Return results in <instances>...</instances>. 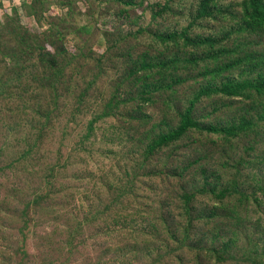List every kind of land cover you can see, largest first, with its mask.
<instances>
[{
  "label": "rangeland",
  "instance_id": "1",
  "mask_svg": "<svg viewBox=\"0 0 264 264\" xmlns=\"http://www.w3.org/2000/svg\"><path fill=\"white\" fill-rule=\"evenodd\" d=\"M239 1L242 0H224L226 5ZM199 3L200 0H0V264H110L117 262L120 244L130 256V264L138 261L148 264L147 260L152 256L162 260L166 257L168 230L176 231V237L184 240L197 236L211 244L219 238L220 242H228L231 254L242 257L244 264H264V191L258 190L264 186V122H260L262 129L257 134L234 145L226 144L220 154L209 160L213 171L222 174L220 188L225 183L238 181L245 183L251 195L246 208L248 214L228 236L220 235L215 228L200 229L195 235L186 231L193 222L189 212L196 208L195 221L199 225L207 222L211 201L209 193L202 194L205 178H190L193 189L200 195L199 201L190 206L185 204V192L189 196L192 194L184 189L189 183L187 178L176 187L174 182L171 185L146 181L147 171L135 181L140 201L146 198L141 204L135 203L134 194L124 191L134 187L132 180L125 181L126 186L114 189L113 194L117 193L121 199L112 203H100L91 197L90 191L100 189L98 178L106 173L113 177L110 169L120 167L116 154L124 151L127 145L124 143L128 140L123 136L125 142H121L115 130L113 137H109L108 147L100 142H106L108 138L104 137V132H99L97 151L94 147V154L82 152L85 155V158L82 154L80 157L84 158L83 162L72 163L73 156L81 151L78 149L80 134L94 115L105 113L115 89L117 95L123 92L132 106L134 99L148 93L129 80L130 72L137 69L148 49L158 54L154 49L163 47L157 34L181 32L191 27ZM192 27L194 39L223 33L220 22L202 21ZM28 31L33 34L29 44L37 52L53 53L66 47L70 55L79 59L76 64L79 72L69 68L70 76H74L70 89L62 91L67 99L59 106L51 107L57 117L48 123L43 136V127L38 124L45 122L38 123L40 116L35 106L25 110L15 105L19 102L15 72L27 59L23 56L26 49L19 34ZM196 49L203 51L199 46ZM198 77L203 78L202 75ZM205 83L197 85L196 78L185 73L177 95L157 98L147 103L143 112L152 118V124L162 120L164 115L174 116L179 109L191 106ZM12 89L16 93L13 102ZM84 94H88V102L80 104L79 96L82 98ZM225 103L233 105L232 108H219ZM70 110L77 115L78 122L70 123ZM129 114L125 108L116 111L120 118ZM243 114L237 101L223 97L203 98L197 105L199 120L209 127H225L229 122L239 121ZM112 125L118 129L123 127V133L129 128L113 118L98 127L107 129ZM219 138L196 132L193 135V141L197 143L192 151L194 157L204 159L206 153L214 154ZM189 143L187 140L184 145ZM104 147L106 152H101ZM121 160L123 169L128 160L126 156ZM58 165L61 169L56 183L49 180L47 169L52 170ZM168 175L179 177L176 173ZM48 182L46 188H39ZM54 188L57 195L70 198L69 211L62 215L61 205L52 216H43L42 208H47L50 202L47 204L42 199L36 204L33 200L37 194L43 192L46 196L47 192L55 191ZM149 201L152 207L148 205ZM36 205L38 208H34ZM167 206L172 208L171 211L164 210ZM135 207L138 210L133 211ZM75 216H82L90 229L98 217H105L98 221L104 224L99 239L70 243L66 229L68 224L75 222ZM166 220L171 229L166 228ZM220 220L224 222L222 216ZM117 221L134 229H139L136 228L139 222V227L145 228L146 236L154 227H164L165 231L149 248L145 242L147 238L136 241L124 239L119 233L112 234L113 223ZM107 231L113 236L110 237Z\"/></svg>",
  "mask_w": 264,
  "mask_h": 264
},
{
  "label": "trees",
  "instance_id": "2",
  "mask_svg": "<svg viewBox=\"0 0 264 264\" xmlns=\"http://www.w3.org/2000/svg\"><path fill=\"white\" fill-rule=\"evenodd\" d=\"M202 21L220 22L223 33L192 38V26ZM192 26L181 32L157 34L163 47L154 49L158 54L148 49L149 51L143 56L137 69L129 74V80L137 86H142L148 93L142 94L137 100L134 99L132 106L129 98L123 92L117 95L115 89L105 113L94 115L86 130L80 134L78 149L81 151L73 156L75 159L72 163L83 162L85 155L82 152L94 154V147L100 141L99 132H104V137L108 138L106 142L100 141L108 147L109 137H113L115 132L112 131L115 130L121 142L128 140L124 143L127 144L124 151L116 154L120 167L110 169L114 173L113 177L106 173L98 178L100 189L90 191L91 197L100 203H112L121 199L117 193L113 194L114 189L117 186L120 188L126 186L125 181L132 180L134 187L124 191L131 193L130 195L134 194L135 203L141 204L146 198L140 201V192L135 191V181H138V177L147 171L149 176L146 175V181L150 179L171 185H174L171 183L174 182L177 184L176 187L187 178L189 183L184 189L192 194L189 196L185 192V204L190 206L200 199L197 189H193V182L190 178L194 180L205 178L202 194L209 193L211 201V204H208L207 222L199 225L195 221L196 208L189 212L193 222L186 231L195 235L200 229L215 228L220 235L228 236L235 232L242 217L248 214L246 208L251 195L245 183L241 184L238 181L229 185L225 183V186L220 188L219 180L222 179V174L220 171H213L209 160L215 154H220L226 148V144L234 145L245 141L262 129L260 122H264V0H242L228 5L224 0H200ZM32 36L30 31L19 34L20 42L26 49L23 56L27 59L15 72V89L19 100L15 105L22 106L25 110L35 106L38 111L37 115L40 116L38 123L45 122L38 124L43 127V136L48 130V123L57 117L53 114L51 107L59 106L61 101L67 99L62 91L70 89L74 76H70L69 68L78 71L76 64L79 63V59L70 55L66 47L53 53L50 51L37 52L29 44ZM198 46L203 48L202 52L195 50ZM13 56L15 57V54ZM185 73L196 78L197 85L206 81L201 94L191 103L190 107L179 109L174 116L164 115L162 120H156L157 123L152 124V118L149 119V116L143 112L144 107L157 98L177 95ZM199 75L203 78H199ZM15 95L12 89L10 91L11 102ZM87 97L88 94H84L82 98L79 96L78 102L85 103ZM222 97L229 101H237L240 104V111L244 112L243 116L239 121L229 122L225 127L204 125L197 116V105L203 98ZM232 106L225 103L219 108L229 109ZM121 108H125L130 114L120 118L116 115V111ZM70 116V123L78 122L77 115L71 110ZM111 118L122 122L129 128L125 129V133L122 131L123 127L118 129L115 125H112V128L99 129L100 124ZM196 132L220 137V143L214 154L206 153L204 159L194 157L192 151L197 143L193 141V135ZM123 136L127 139L124 140ZM187 140H190L189 145H184ZM26 143H29L28 138H26ZM106 147L101 152H106ZM250 149L253 150L254 146ZM81 154L84 156L83 159H80ZM124 156L128 161L122 169L124 163L121 159ZM26 160L29 161V159ZM60 169L59 165L52 170L48 168L49 180L57 183L59 178L57 174ZM168 173H176L179 177H173ZM235 177L238 178L239 175ZM49 182L41 184L39 188H46ZM213 182L216 184L213 185ZM140 186V184L137 185L138 190ZM54 189L53 192H47L46 196L43 192L37 194L33 200L36 204H39L42 199L47 204L48 201L50 202L47 208H42L43 216H52L56 208L61 205L63 206L62 215L69 211L71 201L68 195L66 197L57 195L55 193L57 189ZM258 190L264 191V186ZM150 201L148 205L152 207ZM149 206L147 208H150ZM167 208L170 211L172 209L167 206L164 210ZM132 210L138 209L135 207ZM221 216L224 222L220 220ZM82 218V216H75V222L68 224L66 229L68 240L72 244L83 243L82 239H88V241L99 239L98 235L104 231V224H99L98 221L104 220L105 217H98L95 226L91 229L87 227V222ZM139 224V222L136 223V228L139 229H134L132 226L121 225L117 221L113 223L112 234L119 233L124 239L136 241L147 238L145 242L150 248V245L161 238L165 231L164 227L162 229L154 227L153 232L146 236L145 228L139 227ZM165 225L167 229H171L168 227L167 220ZM168 232L169 237L166 242L169 245L166 257L162 260L152 256L147 260L148 264H244L242 257L231 254L228 242H220L219 238L214 239V242L210 244L205 238L199 239L195 236L193 239L184 240L176 237L178 236L176 231L168 230ZM109 234L110 237L113 236ZM118 246L117 262L110 264H130V256L122 250L121 244ZM137 264H144V262L138 261Z\"/></svg>",
  "mask_w": 264,
  "mask_h": 264
}]
</instances>
